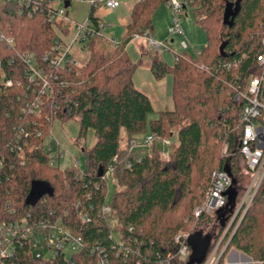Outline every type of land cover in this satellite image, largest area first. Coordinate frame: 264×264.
<instances>
[{"label": "trees", "instance_id": "obj_1", "mask_svg": "<svg viewBox=\"0 0 264 264\" xmlns=\"http://www.w3.org/2000/svg\"><path fill=\"white\" fill-rule=\"evenodd\" d=\"M55 1L43 0L41 9L29 16L16 3L0 0V33L5 36L0 40V153L6 158L0 174V221L27 212L61 216L64 227L82 237L72 264H204L252 179L239 155L242 104L234 100L233 84L257 72L256 58L263 51L264 0H184L183 11L191 7L205 31L206 44L195 56L177 52L171 66L158 52L150 55L155 78L170 74L173 80L172 108L158 112L134 84L138 63L128 56L127 46L135 37L151 34L153 14L168 0L134 3L124 35L118 38L100 32L95 8L102 0H92L87 18L92 33L83 43L88 59L81 65L58 66L42 60L46 54L54 56L56 44H64L59 32L66 34L71 25L67 11L60 19H48ZM24 51L35 55L51 80L52 93L43 95L39 115L22 111L35 97L29 95L23 76L25 65L19 54ZM235 60L239 65L229 67ZM7 80L13 81L11 86ZM152 112L158 116L149 120ZM75 117L78 143L89 129L94 131L93 145L88 149L82 144L85 171L75 165L66 169L50 165L42 147L55 119ZM145 133L153 135L151 147L137 140ZM165 140L170 141L169 160L160 154ZM111 163L116 183L110 191L103 176ZM218 169L228 170L234 179L226 204L214 214L195 217L190 212L202 203L212 186V172ZM105 205L109 214L102 210ZM243 211L244 207L220 244L221 250L228 242L217 264H225L232 248L264 264V180ZM85 215L88 219L83 220ZM208 223L217 224L219 231L205 254L193 255L190 237ZM185 231L189 235L177 242L175 237ZM184 245L185 257L179 252ZM63 256L35 258L20 249L13 261L71 264Z\"/></svg>", "mask_w": 264, "mask_h": 264}, {"label": "built area", "instance_id": "obj_2", "mask_svg": "<svg viewBox=\"0 0 264 264\" xmlns=\"http://www.w3.org/2000/svg\"><path fill=\"white\" fill-rule=\"evenodd\" d=\"M7 2L16 3L21 11H27L31 16L34 12L41 9V2L43 0H5ZM52 3V9L49 10L48 19L51 21L60 19L66 13V7ZM105 6L109 9H115L119 7V0H104ZM184 0H168L166 6L171 8L174 12L171 23L168 25V33L170 35L185 36L184 27L182 24V17L180 15L183 11ZM105 24L100 21L99 29L103 34V28ZM74 28L77 31V37L83 42L91 34L90 23L86 19L84 22H75ZM71 29V25L69 27ZM104 35V34H103ZM147 42L154 52H161L163 50H169V44L165 41H161L151 34L145 35ZM5 36L0 33V40ZM7 42L12 43V39L6 38ZM261 45L263 48L256 58V73H249L242 81L237 80L236 85L233 84L234 100L240 102V114L238 118V145L239 155L242 161L248 169L252 171V179L246 192L240 202L238 209L233 216L232 220L238 214V212L244 207V211L249 207L255 193L264 180V35L261 39ZM184 49L188 47L186 40L182 41ZM63 44H56L54 56L46 54L43 57V62L47 61L50 65H62L65 63L78 64L77 60L73 59L67 50L64 49ZM19 58L25 65L23 76L28 83L27 88L31 90L29 93L35 95L34 100L31 103L27 102L22 107V111L29 112L31 114H41V108L43 106V95L52 93L51 80L49 75L44 72L41 63L36 59L32 52L24 51L19 54ZM240 63V60H235L229 67L235 68ZM12 80H7L6 85L11 86ZM21 81H18L20 84ZM40 134H38L39 136ZM153 135L148 134L144 137L141 145L144 147H151L153 145ZM45 143V141H44ZM135 144V143H133ZM169 140L162 141L163 148L161 150V157L165 160H169L168 146ZM50 165L58 166L62 153L60 148H57V156L51 152L52 145L50 143L48 150L45 149ZM39 148V146H35ZM20 150L21 148L18 147ZM227 151V146L224 148ZM19 156V155H18ZM20 158V157H19ZM5 156L0 153V174L4 172L6 163ZM116 161V158L113 160ZM20 162L23 163L24 159L20 158ZM12 167L15 166V162L12 161ZM75 166L81 167L79 164ZM114 165L113 163L108 165V170L103 176L104 180H109L113 177ZM1 181V175H0ZM233 176L226 169H218L212 172V186L207 190L204 196V200L201 205L195 208V216H201L203 214H214L216 210L224 207L227 201L226 193L233 184ZM108 184V183H107ZM109 186V184H108ZM105 214H109L111 209L105 205L102 208ZM13 212L14 209H13ZM40 213L39 215L27 212L20 217L14 219L5 218L0 221V264H14L13 258L16 257L20 249H26L35 258H50L55 257L58 254L64 255L63 257L72 264V254L77 252L82 246V237L75 235L69 231L62 224V217L59 215ZM88 219V215L83 217V220ZM188 232L182 235H177L175 240L181 241V238L187 237ZM219 248V243L214 244V247L205 261V264H216V261L211 262L212 258L216 256ZM183 257L187 254V247L184 245L179 251Z\"/></svg>", "mask_w": 264, "mask_h": 264}, {"label": "rangeland", "instance_id": "obj_3", "mask_svg": "<svg viewBox=\"0 0 264 264\" xmlns=\"http://www.w3.org/2000/svg\"><path fill=\"white\" fill-rule=\"evenodd\" d=\"M91 1L92 0H57L56 2L57 5L66 7V11L68 14L67 21L71 22V29H68L69 31L66 34L60 31L59 36L64 42V49L68 51L73 59L77 60L79 65L83 64L88 59L89 54L84 47V42L79 37H77V31L74 28V24L78 21L84 22L88 18ZM119 1L121 2L120 7L112 10L105 6L104 0L96 4L95 15L99 16L100 21L106 25L105 28H103V34L106 38H118L124 35L125 22L129 18L128 5L136 0ZM172 11L173 10L166 6V4H162L156 9L152 18V27L156 38L161 41H166V43L170 45L169 50H163L160 52L161 54L158 52L159 55H161L163 61L166 62V64H168L169 66L173 65L175 62V52H181L184 50V48L181 46L183 40H186L188 43V49H186V51L190 55L195 56L206 44L207 39L205 31L195 21L194 13L190 6H188L186 10L181 11L180 13L182 17L185 36L170 35L168 33V25L171 23V19L174 14V12ZM171 39H173L172 42ZM142 41H144V48L140 47L141 41H130L127 46L128 56L132 59L133 62L138 63L133 75L134 84L138 89L145 92L151 98L155 111L158 112L160 109L170 110V108H172V76L168 74L161 79L155 78L150 70V55L154 51L151 53L150 46L147 44L148 42L145 43V40ZM157 112L150 113L148 119L150 120L157 118ZM78 128L80 127L77 117L68 119L66 121L55 119L52 123L51 133L45 137V149L48 150L51 143V145L53 146L51 152L57 156V148H60V153H62L63 155H61L57 164L61 169H66L67 167H72L73 165L79 164L82 171H85V163L87 157L86 154L82 151V144L85 143L84 145L88 149L93 145L94 131L93 129H89L85 138L83 139L82 144H80L77 142V137L79 135ZM147 133L138 135V142H142L144 136ZM121 145H126V136L124 135ZM161 148H163L162 144ZM107 183L109 184V188L111 191L114 188V184L116 183L114 177L111 176V178L107 180ZM196 207H193V211H191L190 213L194 214ZM245 211H243V214L245 213ZM110 222L114 226L116 223V218L112 217L110 219ZM231 222L228 224L227 228L218 239V241L215 242V245L219 243V248L216 256L211 260V262L213 261V263L216 261L217 264L220 255L228 244L227 242L224 245L223 249L220 250V244L223 241L226 232L230 228L232 224ZM211 230L213 231V234L216 235L219 231L217 224H205L191 235L190 241L192 243L193 252L191 251L190 253H193V255H203L206 253V250H208V248L213 243V235L210 233H206L212 232ZM113 236L115 240L119 241L120 236L118 231H114ZM190 255V257L192 258V254ZM248 257L251 258L250 256ZM251 260L253 262H258L254 261L252 258Z\"/></svg>", "mask_w": 264, "mask_h": 264}, {"label": "crops", "instance_id": "obj_4", "mask_svg": "<svg viewBox=\"0 0 264 264\" xmlns=\"http://www.w3.org/2000/svg\"><path fill=\"white\" fill-rule=\"evenodd\" d=\"M138 0H136V1H134L133 3H131V4H129L128 5V10H129V18L126 20V22H125V25L129 22V19H130V10H131V8H132V6L134 5V3H136ZM120 5H121V2H120ZM120 5H119V7H120ZM118 8V7H117ZM100 18V17H99ZM79 22V21H78ZM151 35H153L154 37H156L155 36V33L152 31L151 32ZM142 40H145V43L147 42V38H146V36L145 35H141V36H137V37H135L132 41H141V43H140V47L141 48H144V41H142ZM173 41V39H171V42ZM166 42V41H165ZM148 44V43H147ZM149 45V44H148ZM181 46H182V43H181ZM169 47H170V45H169ZM183 47V46H182ZM186 49H188V47L186 48ZM186 49H184V50H186ZM150 52L152 53L153 52V50L151 49V47H150ZM176 53L177 52H175V56H176ZM161 54V53H160ZM162 107V106H161ZM161 110V109H160ZM159 110V111H160ZM212 231V230H211ZM206 233H210V234H212L213 235V241H214V238H215V234H213V231L212 232H206ZM226 264H261L260 262H253L252 260H251V258H249L248 256H247V254H244V253H242V252H240V251H238V250H236L235 248H232L230 251H229V253H228V255H227V257H226Z\"/></svg>", "mask_w": 264, "mask_h": 264}, {"label": "water", "instance_id": "obj_5", "mask_svg": "<svg viewBox=\"0 0 264 264\" xmlns=\"http://www.w3.org/2000/svg\"><path fill=\"white\" fill-rule=\"evenodd\" d=\"M235 217H236V216H235ZM233 220H234V219H233ZM233 220H232V222H233ZM232 222H231V223H232Z\"/></svg>", "mask_w": 264, "mask_h": 264}]
</instances>
